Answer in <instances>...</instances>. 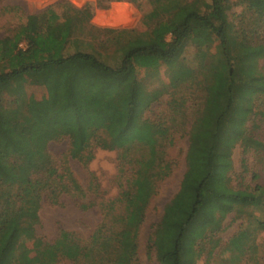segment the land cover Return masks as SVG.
Instances as JSON below:
<instances>
[{"label": "trees", "instance_id": "1", "mask_svg": "<svg viewBox=\"0 0 264 264\" xmlns=\"http://www.w3.org/2000/svg\"><path fill=\"white\" fill-rule=\"evenodd\" d=\"M154 2L146 17L156 21L146 38L132 30L97 28L90 24L89 7L66 2L57 5L62 12L48 6L0 37V264H56L75 254L88 264L122 260L131 219L140 210L130 209L129 199L153 197L170 174L167 149L177 123L176 117L168 125L144 116L161 91L141 87L137 71L179 61L189 43L197 46V66L182 63L180 73L196 81L202 101L188 130L187 169L149 247L159 264H198L213 241L204 262L209 264L224 218L244 215L251 206L264 209L263 184L243 189L230 183L236 144L264 152V27L241 35L230 10L237 4L253 9L254 2L264 7V0ZM262 12L253 15L255 21H264ZM174 102L183 121L187 101ZM66 136L71 156L81 161L93 158L94 145L118 149L125 176L87 242L72 235L44 240L36 234L37 211L23 209L36 188L56 203L68 192L66 175L48 151L49 142ZM117 203L122 211L115 212ZM257 223L264 229V218ZM246 236L234 235L220 253H241Z\"/></svg>", "mask_w": 264, "mask_h": 264}, {"label": "rangeland", "instance_id": "2", "mask_svg": "<svg viewBox=\"0 0 264 264\" xmlns=\"http://www.w3.org/2000/svg\"><path fill=\"white\" fill-rule=\"evenodd\" d=\"M59 2H66L77 8L89 7L92 10L90 24L97 28L132 30L138 38H146V33L156 21L146 17L156 5L154 0H0V37L11 33L29 14L42 11L48 6H56L58 12H62L63 7L57 6ZM263 10V4L259 2H254L253 9L241 4L232 7L231 18L237 22L241 35H246L257 25L264 27L263 19L255 21V16L253 17L254 14L263 13ZM168 39H171V35H168ZM196 55L197 46L189 43L179 61L166 62L154 69L138 68L137 77L141 87L161 91L144 116L168 125H172L174 117L177 118V123L173 126L174 144L167 149L172 169L168 176L159 181L157 193L153 197L147 200L137 197L129 199L130 209L138 207L140 210L131 219L133 230L127 239L122 260L116 264H159L154 249L149 247L150 238L162 217L165 205L180 188L187 169L189 126L193 112L202 101L203 93L196 81L183 79L180 73L182 63L197 66ZM33 94L40 96L42 92L35 90ZM177 98L187 101V118L183 121L175 113L174 100ZM262 109L264 110V105ZM262 126L261 133H264V122ZM48 151L53 156L58 171L66 175L69 190L61 194L56 203L47 198L40 188H36L28 193L29 202L23 209L37 211L39 221L35 224L36 234L46 241L67 240L70 235L82 242L90 241L94 231L105 219L104 203L116 199L123 188L125 176L121 175L120 151L94 145L91 147L93 158L88 162L81 161L71 156L68 136L49 142ZM232 160L230 183L234 188L252 189L258 183L264 185V152L245 149L238 143L233 149ZM67 169L71 173L70 177L66 173ZM116 207L115 212L123 209L119 203ZM247 209L244 215L231 212L224 218L222 230L214 234L215 237H220L221 242L214 249L209 264H264V235L260 233L257 223V217L264 218V209L252 206ZM241 231H245L247 235L242 252L236 249L221 254L225 244ZM213 244V241L206 243L198 264H205L207 252ZM28 247H32L30 242ZM233 256L236 259L232 263L229 260ZM79 257V254H75L56 264H88Z\"/></svg>", "mask_w": 264, "mask_h": 264}, {"label": "crops", "instance_id": "3", "mask_svg": "<svg viewBox=\"0 0 264 264\" xmlns=\"http://www.w3.org/2000/svg\"><path fill=\"white\" fill-rule=\"evenodd\" d=\"M262 235H264V229H261V232H260ZM264 260V258L262 259V261Z\"/></svg>", "mask_w": 264, "mask_h": 264}]
</instances>
